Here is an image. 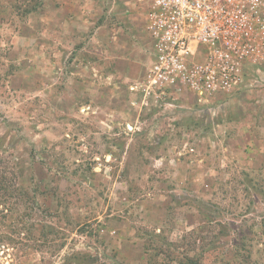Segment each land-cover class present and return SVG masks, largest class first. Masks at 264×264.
<instances>
[{
	"label": "rangeland",
	"instance_id": "obj_1",
	"mask_svg": "<svg viewBox=\"0 0 264 264\" xmlns=\"http://www.w3.org/2000/svg\"><path fill=\"white\" fill-rule=\"evenodd\" d=\"M53 2L0 0V264H264V63L207 104L115 91L91 63L75 99L66 48L95 50L127 3L78 1L56 63ZM146 13L133 0L131 84Z\"/></svg>",
	"mask_w": 264,
	"mask_h": 264
},
{
	"label": "built area",
	"instance_id": "obj_2",
	"mask_svg": "<svg viewBox=\"0 0 264 264\" xmlns=\"http://www.w3.org/2000/svg\"><path fill=\"white\" fill-rule=\"evenodd\" d=\"M153 59L134 92L207 104L264 63V0H146Z\"/></svg>",
	"mask_w": 264,
	"mask_h": 264
},
{
	"label": "crops",
	"instance_id": "obj_3",
	"mask_svg": "<svg viewBox=\"0 0 264 264\" xmlns=\"http://www.w3.org/2000/svg\"><path fill=\"white\" fill-rule=\"evenodd\" d=\"M78 1L80 0H55V2H53V21L51 23V27L58 35V37L55 38L57 43L54 46L55 55L57 56L56 63H60V59L64 54L62 47L59 46L61 41H58V39L61 38V33L66 32L67 34H70L71 31L75 32L77 29L76 25H74V16L80 14L83 19V16L85 15V9L78 5ZM124 1L127 3V7H122L120 10L122 14L126 16L125 21L123 24L118 26L116 31H112V33L102 29V26H98L99 32L103 30L105 34L103 33L98 35L97 47H95V50L92 51L90 50L91 48L84 45L76 48L72 46L69 49L66 48L69 55L71 54V57H69L67 62V66H70L69 68L71 74L73 75V79L80 82L75 85V88H73L72 91V95L75 96V99H78L79 96L81 97L86 94L84 82L87 81V77L85 78L84 76H90L92 70H90L89 65H91V63L97 65V69L93 67L92 69L97 72L99 79H102L103 83L108 81V83L113 86L112 89L115 91L125 85H128L129 88H133V85L138 82V80L135 81V79L133 80V84H131V82H127L128 80H131V77H133V63L136 61V58L133 57V46L136 45H133V0ZM81 3L83 6V1ZM90 52H94L96 54L93 59L90 58V55L92 54ZM108 61L113 63L112 67H110V65L107 66ZM76 68H79L80 71L74 73L75 70H78ZM80 73L81 75H76ZM98 86L101 88V94L102 91L108 87V85ZM134 93L139 95V93L134 92L133 90V96ZM91 105L92 104H86V106H83L84 111L89 110ZM100 107L101 105L99 108ZM105 108L106 110H109L108 106Z\"/></svg>",
	"mask_w": 264,
	"mask_h": 264
},
{
	"label": "trees",
	"instance_id": "obj_4",
	"mask_svg": "<svg viewBox=\"0 0 264 264\" xmlns=\"http://www.w3.org/2000/svg\"><path fill=\"white\" fill-rule=\"evenodd\" d=\"M247 68H248V67H247ZM184 258H185L186 261L192 262V260H190V259L187 258L186 256H184ZM192 263H193V264H200V263H197V262H196V263H195V262H192Z\"/></svg>",
	"mask_w": 264,
	"mask_h": 264
}]
</instances>
